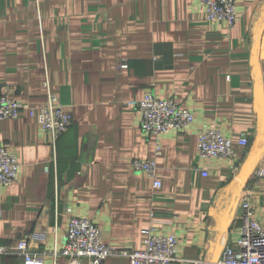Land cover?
<instances>
[{"label": "crops", "instance_id": "crops-1", "mask_svg": "<svg viewBox=\"0 0 264 264\" xmlns=\"http://www.w3.org/2000/svg\"><path fill=\"white\" fill-rule=\"evenodd\" d=\"M236 12L227 28L208 23L199 0H0V87L40 106L47 78L73 118L54 146L24 111L0 121V145L22 165L0 186V264H21V239L53 264L70 215L94 221L109 245L142 249L145 228L173 233L183 260L214 261L235 244L246 193L264 229V0H236ZM146 91L191 109L193 123L144 134L130 103ZM208 127L233 138L231 157L198 156L197 133ZM154 157L159 187L130 166Z\"/></svg>", "mask_w": 264, "mask_h": 264}, {"label": "built area", "instance_id": "built-area-1", "mask_svg": "<svg viewBox=\"0 0 264 264\" xmlns=\"http://www.w3.org/2000/svg\"><path fill=\"white\" fill-rule=\"evenodd\" d=\"M204 10V18L210 24L224 25L232 28L237 21L236 0H199ZM123 63L121 67H126ZM45 89V101L40 106H31L13 98L0 87V121L16 119L25 112L33 119L51 145H55L60 135L72 125V114L64 108L59 96L51 90L47 78L42 83ZM139 116V127L146 135H163L171 131L186 130L194 121V113L189 108H182L174 98H160L146 91L138 101H132ZM232 137L223 135L216 127H208L197 133V154L202 159L227 158L233 155ZM236 143L247 145L244 135L238 136ZM161 153L160 144L155 145V156ZM133 170L142 172L152 180L153 187H159L156 175L155 157L149 159L134 158L130 161ZM16 152L6 145H0V186L8 187L21 171ZM257 176L264 178V166L257 170ZM206 176V171L202 172ZM56 191V185H55ZM246 193L240 201L241 226L234 245H225L214 261L206 260L202 255L195 259L179 258L177 240L173 233L156 232L153 228L142 230L144 248L136 249L129 242L121 241L109 245L103 241L101 231L94 221L86 216L70 215L62 246L59 251H52L53 264L57 255L66 258L67 264H102L111 256H121L128 264H264V229L255 217L253 207ZM39 238H45L41 233ZM7 253L0 246V255ZM21 264H45L41 255L27 247V241L21 239L15 251Z\"/></svg>", "mask_w": 264, "mask_h": 264}, {"label": "water", "instance_id": "water-1", "mask_svg": "<svg viewBox=\"0 0 264 264\" xmlns=\"http://www.w3.org/2000/svg\"><path fill=\"white\" fill-rule=\"evenodd\" d=\"M258 58L263 59L264 58V36L261 37V40L259 41V54H258ZM257 58V59H258ZM256 89H257V98H258V102L259 104H261L262 102V85L259 82H256Z\"/></svg>", "mask_w": 264, "mask_h": 264}]
</instances>
